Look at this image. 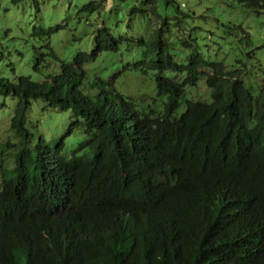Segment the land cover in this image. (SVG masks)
I'll list each match as a JSON object with an SVG mask.
<instances>
[{
	"label": "trees",
	"instance_id": "trees-1",
	"mask_svg": "<svg viewBox=\"0 0 264 264\" xmlns=\"http://www.w3.org/2000/svg\"><path fill=\"white\" fill-rule=\"evenodd\" d=\"M235 1L264 15V0ZM162 2L173 7L175 30L157 0H141L128 12L140 17L135 28L113 34L101 24L71 63L47 41L55 75L0 76V96L15 100L9 129L17 138L0 151V264H264V80L253 93L242 70L204 59L190 30L177 40L189 15ZM62 28L32 35L48 39ZM122 55L121 69L107 70ZM128 74L149 80L154 106L120 91ZM203 80L209 100H187ZM37 100L71 111L67 134L81 130L84 140L69 157L45 155L42 140L27 147L24 120Z\"/></svg>",
	"mask_w": 264,
	"mask_h": 264
},
{
	"label": "rangeland",
	"instance_id": "rangeland-1",
	"mask_svg": "<svg viewBox=\"0 0 264 264\" xmlns=\"http://www.w3.org/2000/svg\"><path fill=\"white\" fill-rule=\"evenodd\" d=\"M89 2L100 6L92 13L81 11L82 6ZM157 2L159 13L168 17L175 30L174 23L177 20L173 7H165L162 0ZM175 2L181 12L189 15L181 19L186 27L180 34L176 32L175 38L180 41L190 30L189 35L195 40L196 48L204 59L221 60L230 70H242L240 78L244 86L253 88V93H256V88L264 80V15L256 16L235 0ZM140 4L141 0H0V76L13 81L26 76L40 82L47 75H55L58 62L47 55L48 49L44 47L47 41L60 62L71 63L77 52L91 49L93 32L101 24L113 34L124 33L129 30L128 25L135 28L136 20L140 17L129 15L128 12ZM56 25H63V28L48 39L32 35L34 27L47 29ZM139 28L144 31V27ZM181 48L183 46L178 42L174 51ZM185 49L189 50L188 47ZM41 56V69L36 71L33 66ZM102 57L100 55L98 60ZM124 62L126 58L122 55L117 63L108 62L106 68L110 70L118 65L120 70ZM100 66L98 62L97 68ZM117 87L135 100L136 105L154 106L157 103L151 83L141 76L122 75L117 80ZM209 93L203 80L198 87L187 90L186 99L208 101ZM14 104L12 98L0 96V151L7 140L15 144L17 142L9 129ZM184 109L185 102L182 101L178 112ZM71 114V111L49 108L44 101H33L24 120V126L31 134L27 147L34 148L42 140L45 155L52 152L69 157L76 144L84 140L81 130L75 129L67 134ZM60 139L63 146L58 150L56 145ZM11 155V152L7 155L4 153L7 167L12 165Z\"/></svg>",
	"mask_w": 264,
	"mask_h": 264
}]
</instances>
